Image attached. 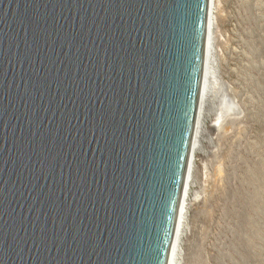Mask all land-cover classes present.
<instances>
[{"label": "water", "instance_id": "1", "mask_svg": "<svg viewBox=\"0 0 264 264\" xmlns=\"http://www.w3.org/2000/svg\"><path fill=\"white\" fill-rule=\"evenodd\" d=\"M208 0H0V264H165Z\"/></svg>", "mask_w": 264, "mask_h": 264}, {"label": "rangeland", "instance_id": "2", "mask_svg": "<svg viewBox=\"0 0 264 264\" xmlns=\"http://www.w3.org/2000/svg\"><path fill=\"white\" fill-rule=\"evenodd\" d=\"M212 6L218 114L196 160L180 264H264V176L249 177L264 170V0Z\"/></svg>", "mask_w": 264, "mask_h": 264}, {"label": "bare ground", "instance_id": "3", "mask_svg": "<svg viewBox=\"0 0 264 264\" xmlns=\"http://www.w3.org/2000/svg\"><path fill=\"white\" fill-rule=\"evenodd\" d=\"M215 10L212 6V0L207 1V14L205 18V34L203 40V54L201 59V75L199 80V90L195 102V111L192 121V130L189 140V150L185 163V172L181 184V191L176 205V213L172 225V233L168 245V252L165 264H180L182 255V245L187 236V220L188 210L190 209V199L195 188L196 160L201 155L202 145L206 143L205 135L207 131V123L211 117H216L215 113L216 97L219 92L216 85L217 82V67L215 60V44L214 30ZM219 70V69H218ZM219 74V73H218ZM220 93V92H219ZM221 99V97H220ZM221 116V114H220ZM219 117V116H218ZM218 119V118H217ZM226 121V120H225ZM257 170L249 175L251 180L258 181L261 176H264L262 167H256ZM246 181H251L246 177ZM245 183V182H244ZM247 183V182H246ZM253 183V182H252ZM197 184V183H196ZM253 195L261 193V188L256 185ZM257 187V188H256ZM183 259V258H182Z\"/></svg>", "mask_w": 264, "mask_h": 264}]
</instances>
